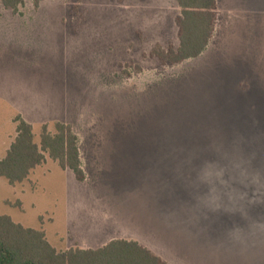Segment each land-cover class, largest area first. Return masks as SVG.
Listing matches in <instances>:
<instances>
[{"label":"rangeland","instance_id":"374dc122","mask_svg":"<svg viewBox=\"0 0 264 264\" xmlns=\"http://www.w3.org/2000/svg\"><path fill=\"white\" fill-rule=\"evenodd\" d=\"M216 2L206 51L170 64L152 52L179 47L176 0H0V160L17 116L38 143L61 122L86 176L46 155L0 178V214L61 252L125 239L167 264H264V239L225 241L240 212L264 217V0Z\"/></svg>","mask_w":264,"mask_h":264},{"label":"trees","instance_id":"16d2710c","mask_svg":"<svg viewBox=\"0 0 264 264\" xmlns=\"http://www.w3.org/2000/svg\"><path fill=\"white\" fill-rule=\"evenodd\" d=\"M44 0H33L39 7ZM180 15L176 19L178 49L157 47L152 56L161 62L178 64L200 57L210 44L215 30L216 0H176ZM23 0H2L13 14ZM15 138L0 160V178L12 186L25 182L46 161V155L63 170H70L78 182L86 178L82 169L79 140L68 124L55 123L54 133L43 125L39 143L33 126L17 116ZM0 264H167L136 241L112 240L97 249H69L61 252L47 240L43 230L25 228L0 214Z\"/></svg>","mask_w":264,"mask_h":264},{"label":"clouds","instance_id":"9594fccd","mask_svg":"<svg viewBox=\"0 0 264 264\" xmlns=\"http://www.w3.org/2000/svg\"><path fill=\"white\" fill-rule=\"evenodd\" d=\"M202 182L207 181L205 180ZM249 203L264 204V201L256 202L254 200H250ZM209 208L211 211H217L219 205L215 204ZM225 211L232 212L233 210L225 209ZM240 218L245 222L244 225L234 222L233 227L226 230L225 241L232 249L245 252L248 250V242L251 238H255L256 240L264 239V217L254 218L248 211H242L240 212Z\"/></svg>","mask_w":264,"mask_h":264},{"label":"crops","instance_id":"0c3cea01","mask_svg":"<svg viewBox=\"0 0 264 264\" xmlns=\"http://www.w3.org/2000/svg\"><path fill=\"white\" fill-rule=\"evenodd\" d=\"M106 245V244H105ZM104 246V245H103Z\"/></svg>","mask_w":264,"mask_h":264}]
</instances>
